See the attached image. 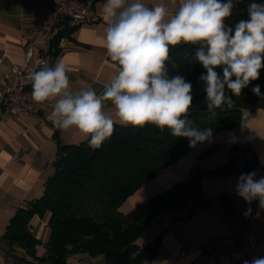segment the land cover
<instances>
[{"label": "trees", "instance_id": "trees-1", "mask_svg": "<svg viewBox=\"0 0 264 264\" xmlns=\"http://www.w3.org/2000/svg\"><path fill=\"white\" fill-rule=\"evenodd\" d=\"M251 2L253 0H233L237 6L226 23L233 26L240 19H247L246 10ZM255 2L264 3V0ZM196 47L180 44L170 48L167 66L170 75L181 74L192 84L193 102L188 119L199 129L211 128L210 141L221 132L243 127L250 114L264 110V67L259 78L244 88L239 97H232L231 108L224 106L210 112L204 103L206 94L199 79L206 72L194 59ZM173 63L178 65L176 69L172 68ZM215 70L222 77L223 69ZM257 85L259 96L253 92ZM226 93L231 95L227 89ZM208 141L192 148L187 138L173 137L167 129L160 132L152 125L140 129L115 124L113 135L98 149L91 148L87 141L60 145L53 163L54 173L45 184L44 195L19 208L6 229L3 236L6 260L14 264H67L70 256L88 255L102 256L104 264L150 263L161 249V236L145 247L137 242L159 216L163 213L181 215L187 209L184 220H188L197 209L210 207L203 189L204 180L231 174L238 180L241 174L262 169L251 142L216 144L200 154L187 182L176 183L150 197L128 214L121 212L128 199L146 183ZM222 149L229 152L226 164L204 170L201 162ZM34 217L41 220L48 217L50 235L43 257L37 256L40 240L33 232ZM17 248L25 251L24 256L18 255Z\"/></svg>", "mask_w": 264, "mask_h": 264}, {"label": "clouds", "instance_id": "clouds-1", "mask_svg": "<svg viewBox=\"0 0 264 264\" xmlns=\"http://www.w3.org/2000/svg\"><path fill=\"white\" fill-rule=\"evenodd\" d=\"M236 6L233 0H179L178 10L170 15L162 3L149 6L142 0H105L106 28L100 43L116 75L100 94L92 88L72 92L63 59L53 66L45 63L31 73L32 100L50 104L49 119L55 128L74 132L93 149L113 135L117 122L121 127L167 129L173 137L187 138L194 148L208 141L213 130L194 127L188 119L193 86L181 74L170 75V48L197 46L194 59L206 72L199 79L207 110L231 108L232 97H239L264 67V3L253 0L247 6V19L229 26L226 21ZM177 67L172 64L173 69ZM217 68L223 69L222 77ZM253 92L260 95L258 85ZM106 108L114 109L116 120ZM236 192L249 205L259 202V218L264 212V176L241 174ZM250 214L251 208L245 215ZM244 264H264V257Z\"/></svg>", "mask_w": 264, "mask_h": 264}, {"label": "crops", "instance_id": "crops-1", "mask_svg": "<svg viewBox=\"0 0 264 264\" xmlns=\"http://www.w3.org/2000/svg\"><path fill=\"white\" fill-rule=\"evenodd\" d=\"M55 1L0 0V79L11 74L13 70L20 69L24 63L27 43L21 35L22 16L48 12L53 8ZM104 2L105 0H95L94 9L100 20L81 25L71 32L67 38V47L55 52L56 60L50 65L53 66L57 60L63 59L72 92L92 88L100 94L104 86L116 75V70L100 43L106 28L102 14ZM142 2L149 6L162 3L170 15L179 7V0H176L175 4L172 0ZM61 34L64 35L58 33L56 38L59 40L54 44L59 43ZM43 50L45 48L36 50V58L38 52ZM51 110L45 109L35 116H24L0 125V264H14L13 261L6 260L3 236L17 210L44 195L45 184L54 173L53 163L60 145L85 141L72 131L65 132L55 128L49 119ZM105 112L116 120L114 109L106 108ZM226 134L228 138L224 144L251 142L262 167L256 172L257 178L264 176V110L250 114L249 121L243 127L229 130ZM219 135L221 133L217 136ZM209 142L211 141L207 143ZM198 149L199 153L196 155H193L194 152L189 153L160 176L146 183L127 202L142 203L165 192L176 183L187 182L191 170L205 150L202 147ZM217 155L222 156L219 164H226L229 152L222 149L215 156ZM207 160L202 161L203 164H206ZM211 181L214 185L208 189L203 187L210 200V207L197 209L188 220H184L188 214L187 209L181 215L163 213L149 226L148 230L155 228L151 237L138 240L137 244L145 247L161 236V249L148 264H238L227 254V246L223 240L233 234V224L242 217L246 209L258 211L259 202L247 204L237 195L235 188H228L222 183V178L207 182ZM204 182L206 180L203 181V186ZM124 206L125 204L120 209L122 212ZM259 220L264 222V212L260 213ZM32 224L34 235L38 239H49L48 217L44 220L34 217ZM259 237L264 257V234L261 233ZM16 252L20 256L25 254L24 250L18 248ZM78 256L79 260L73 264H104L102 256ZM26 259L32 261L29 257Z\"/></svg>", "mask_w": 264, "mask_h": 264}, {"label": "built area", "instance_id": "built-area-1", "mask_svg": "<svg viewBox=\"0 0 264 264\" xmlns=\"http://www.w3.org/2000/svg\"><path fill=\"white\" fill-rule=\"evenodd\" d=\"M94 5L95 0H56L48 12L22 16L21 35L27 43V50L22 67L0 79V125L51 109L48 103L37 104L32 100L31 73L40 70L45 63L50 66L56 60L55 52L67 47L72 29L100 20ZM58 33H64V36L54 44ZM39 48L45 50L39 51L36 58ZM247 210L233 224V234L223 240L227 254L238 264L263 256L259 235L264 234V222L257 218L255 209L246 216Z\"/></svg>", "mask_w": 264, "mask_h": 264}, {"label": "rangeland", "instance_id": "rangeland-1", "mask_svg": "<svg viewBox=\"0 0 264 264\" xmlns=\"http://www.w3.org/2000/svg\"><path fill=\"white\" fill-rule=\"evenodd\" d=\"M228 131H225L224 133L223 132H221V135H219V136H217V137H213L210 141L211 142H209V143H206L205 145H203V146H201L202 147V149H207V148H209V147H212V146H214V145H216V144H220V142H222L221 144H224V141L225 140H227V138H228V134H226ZM80 144V143H79ZM194 152V154L193 155H196L197 153H199V149H197L196 151L194 150L193 151ZM192 152V153H193ZM189 157V156H188ZM216 157V158H215ZM215 157H213V158H211V159H213L211 162H208V161H210L211 159H206L207 160V162H206V164H203V162H201V164L206 168H204V170H213V169H215V168H217V167H220L221 165L219 164V162H220V157H222L221 155H217V156H215ZM188 159V158H187ZM199 161V160H198ZM198 161H197V163H198ZM196 163V164H197ZM216 164H218V165H216ZM216 165V166H215ZM214 179H217V178H212V179H206V182H204V186L203 187H205L206 189H208L209 187H211L212 185H214V182H207L208 180L210 181V180H214ZM223 179V181H222V183L224 184V185H226L228 188H235L236 189V186H237V178H236V176L234 175V174H231V175H228V176H226V177H223L222 178ZM212 190H210V192H211ZM134 201V200H133ZM139 204H141V201H139V203H137V204H133L132 202H127V203H125V206L123 207V210H124V212H125V214H128V213H130L137 205H139ZM122 212V211H121ZM124 212H122L123 214H124ZM154 227H152L151 229H149L147 232H146V234H145V236H143L142 238H141V241L142 240H145V239H148L149 237H151V235L153 234V231H154ZM40 240V239H39ZM47 239L46 238H44V239H41L40 241H39V243H38V245H37V256L38 257H43L44 255H45V244H46V241ZM79 256L78 255H74V256H70L69 258H68V260H67V264H73L77 259L79 260V258H78ZM104 259V258H103ZM41 264H43V263H41ZM44 264H47V263H44Z\"/></svg>", "mask_w": 264, "mask_h": 264}]
</instances>
